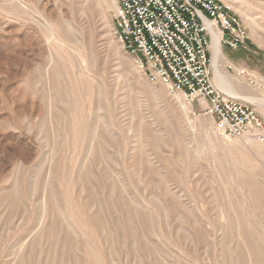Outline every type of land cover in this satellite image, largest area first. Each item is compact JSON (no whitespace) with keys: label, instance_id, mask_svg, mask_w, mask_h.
Here are the masks:
<instances>
[{"label":"rangeland","instance_id":"374dc122","mask_svg":"<svg viewBox=\"0 0 264 264\" xmlns=\"http://www.w3.org/2000/svg\"><path fill=\"white\" fill-rule=\"evenodd\" d=\"M222 1L248 37L219 69L264 99V0ZM114 8L0 0V264H264V139L148 81Z\"/></svg>","mask_w":264,"mask_h":264},{"label":"built area","instance_id":"2783aa9c","mask_svg":"<svg viewBox=\"0 0 264 264\" xmlns=\"http://www.w3.org/2000/svg\"><path fill=\"white\" fill-rule=\"evenodd\" d=\"M113 30L150 82L160 81L210 115L216 135L264 139V119L212 82V33L222 46L243 47L247 29L222 0H114ZM239 75L251 78L245 69Z\"/></svg>","mask_w":264,"mask_h":264},{"label":"bare ground","instance_id":"6f19581e","mask_svg":"<svg viewBox=\"0 0 264 264\" xmlns=\"http://www.w3.org/2000/svg\"><path fill=\"white\" fill-rule=\"evenodd\" d=\"M58 33V32H57ZM211 49L213 51V68H214V73H215V79H217V84L219 86V91H221L226 97H230L232 99H236V100H239V101H251V102H255L257 103L258 105L260 106H264V99H261V98H255L254 96H241V94L238 92L237 90V87H236V84L235 82L228 76L226 75L225 73H223L222 70L219 69V63L221 62L222 60V56H221V47H220V41H219V35L215 32L212 33V44H211ZM67 62V61H66ZM66 68V67H65ZM56 69V68H55ZM61 70V69H60ZM68 70V69H67ZM51 71V70H50ZM69 72V71H68ZM67 72V73H68ZM56 72L53 70V74H55ZM60 72H58L59 74ZM64 73V71H63ZM50 75V73H49ZM85 75V74H84ZM78 76V75H77ZM52 77V76H50ZM89 77V76H88ZM75 78V77H74ZM83 78V77H82ZM78 79V78H77ZM76 79V80H77ZM54 80L55 79V76H54ZM53 80V82H54ZM75 80V79H74ZM79 80V79H78ZM86 80V79H85ZM88 80L84 81V88H85V91L87 93H89L91 91V88L92 86H90V82L88 83L87 82ZM82 82V81H81ZM62 83H63V80H62ZM79 83V82H78ZM59 84V83H58ZM75 84V83H74ZM66 86V85H65ZM94 86V84H93ZM71 87V86H70ZM77 87V86H76ZM57 88V87H56ZM78 88V87H77ZM80 88V87H79ZM52 90H55V89H52ZM60 90V88H59ZM64 90V89H63ZM69 90V89H68ZM51 91V90H50ZM61 91V90H60ZM74 91V90H73ZM57 92V91H55ZM94 92V91H93ZM71 93V92H70ZM76 93V92H75ZM93 94V93H92ZM56 96V95H55ZM76 96V95H75ZM89 97V96H88ZM87 100V99H86ZM187 104V103H186ZM189 104V103H188ZM187 104V105H188ZM79 106V105H78ZM190 107V104L188 105ZM264 108V107H263ZM65 116V115H64ZM63 117V116H62ZM31 118V117H30ZM64 118V117H63ZM67 120V119H66ZM68 121V120H67ZM65 124V123H64ZM101 132V131H100ZM96 134H98L96 132ZM107 135V134H106ZM244 135H250V134H244ZM243 136V135H242ZM251 136V135H250ZM98 137H100L98 135ZM105 137V135H104ZM238 137H241V136H238ZM231 138V137H229ZM254 138V137H253ZM256 139V138H255ZM258 140H262V139H258ZM97 144V143H96ZM102 144V143H101ZM101 147V146H100ZM98 149V148H97ZM79 178V177H78ZM245 183L247 184H251L250 180H247L245 179L244 180ZM10 196V194L8 195ZM6 196V197H8ZM69 202H67V205H68ZM70 206V205H69Z\"/></svg>","mask_w":264,"mask_h":264},{"label":"crops","instance_id":"0c3cea01","mask_svg":"<svg viewBox=\"0 0 264 264\" xmlns=\"http://www.w3.org/2000/svg\"><path fill=\"white\" fill-rule=\"evenodd\" d=\"M212 70V69H211Z\"/></svg>","mask_w":264,"mask_h":264}]
</instances>
